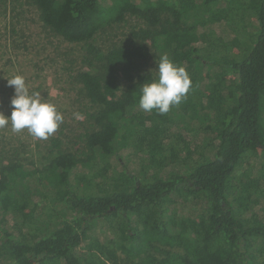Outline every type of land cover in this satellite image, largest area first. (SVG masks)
<instances>
[{
    "label": "trees",
    "instance_id": "trees-1",
    "mask_svg": "<svg viewBox=\"0 0 264 264\" xmlns=\"http://www.w3.org/2000/svg\"><path fill=\"white\" fill-rule=\"evenodd\" d=\"M25 1L38 10L51 33L79 46L81 54L70 62L79 64L69 78L84 120L81 131L65 134L59 126L48 137L40 167L4 143L0 264H264V190H253L248 200L255 197L256 204L242 211L236 197L244 186L228 185L233 177L240 182L244 165V172H251L253 151L261 150L264 157V0L246 8L239 7V0ZM212 10L224 13L225 24L233 29L255 16V41L241 56L225 55L227 60L221 61V54L234 48L218 40L204 48L181 43L184 34L195 37ZM132 15L144 25L131 28L126 42L107 47L97 43V35ZM164 54L190 76L192 86L181 102L188 106H172L165 114L146 112L139 107L140 89L157 76L143 63L153 57L157 67ZM214 66L220 71L214 72ZM222 71L232 80L220 76ZM120 80L126 85L122 91ZM232 87L237 89L230 94ZM213 94L217 101L209 106ZM147 121L155 129L169 121L186 134L191 126L197 135L211 136L209 147L196 152V159L191 156L192 164L181 163L177 155L157 176L150 168L130 171L122 164L124 153L127 160L137 158L130 149L134 152L141 144V152L150 153L143 135ZM161 137L163 146L167 136ZM113 163L122 168L125 180L111 193L79 190L76 172L110 170ZM48 192L61 194L60 205L69 217L54 214L45 231H35L28 240L16 214L32 204L41 208ZM188 203L202 209L207 227L202 233L184 228L181 220L173 225L166 219L171 207ZM113 216L120 219L124 257L91 236L99 221Z\"/></svg>",
    "mask_w": 264,
    "mask_h": 264
},
{
    "label": "rangeland",
    "instance_id": "rangeland-1",
    "mask_svg": "<svg viewBox=\"0 0 264 264\" xmlns=\"http://www.w3.org/2000/svg\"><path fill=\"white\" fill-rule=\"evenodd\" d=\"M257 2L258 0H239L238 3L240 8H246V6H253ZM250 13H252L251 10ZM206 16V19L202 20L203 22L196 29L195 37L184 34L181 37L182 44H192L195 47L204 48L218 40L220 44L223 43L227 47L233 46V52L227 51L221 54V61H225L227 60L225 55L228 59L230 56H241L255 41L258 25L255 16L248 17L244 26L238 25L234 29L225 24V14L222 12L212 10ZM143 25L144 22L139 18L133 15L127 16L124 22L115 24L97 35V43L102 47H107L110 44L126 42L127 33L131 28ZM79 51V46L68 44L44 27L38 10L29 5L27 1L0 0V113L5 116L11 115L10 101L14 95V88L8 85L7 79L19 74L25 78L30 92L40 93L42 100L54 104L63 115V123L60 127H65V134H68L69 129L74 132L81 131L80 122L84 119L77 111L78 105L82 102L80 98L76 99V91L71 87L69 78V75L73 74L79 64L71 65L70 62L72 58H78L81 54ZM143 68L157 76L153 57L143 63ZM218 70V67L214 66L213 71L218 72ZM223 75L232 80V76L226 71H222L220 76ZM119 85L120 90H124L125 82L120 80ZM236 89V87H232L228 91L231 94ZM216 101L217 96L213 94L209 100V106L211 103L214 105ZM186 106H188L187 103H181L178 108ZM144 118L147 117L144 116ZM148 123L149 121L145 123L143 135L146 140H149L147 147L150 153L141 152L144 146L141 144L137 145L134 152L133 149H130L137 158L131 157L130 160H127L125 153L122 156V160H124L122 164H125L123 166H126L130 171L137 172L150 168L152 173L154 171L157 176L158 170L165 166L169 160H177V155L181 163L192 164L191 156L196 159V152H205L209 147L211 136L197 135L191 126L189 127L191 132L186 134L183 130H177V127L169 121L162 124V129H155ZM161 135L167 136L166 139H163V146L160 144L162 142ZM66 140L64 137V142ZM4 143H6L7 150L15 149L27 158V162H34L37 167L45 162V147L48 145V138L46 140L34 138L27 132V129L14 132L11 129V122H9L7 127L0 129V150L5 148ZM253 153V157L248 160L250 164L247 169L251 172L246 174L244 172L246 165H244L243 168H240L238 177L240 182L237 183L234 177L228 181V185L242 184L244 186L240 195L236 197L237 201L240 200L239 204L244 206L242 211L246 210L251 203L256 204L255 197L248 200L253 190H264V157L261 150L253 151ZM96 170L94 172L83 168L75 173L74 181L79 186V190L107 195L125 180V175L121 172L122 168L117 163H113L111 172L108 168L107 170ZM260 172H263L261 180L258 177ZM60 197L59 193L56 195V193L48 192L46 202L41 204V208H38L37 204H32L29 208L20 207L21 212L16 214L15 222L17 226L20 225L19 228H22L28 240L35 231L39 233L45 231L44 228L50 224L54 214H59L61 218L69 217L66 210L60 205ZM174 201L175 199H172L171 204ZM171 204L170 206H172ZM259 207L258 204L257 209ZM201 211V207L192 208V205L188 203L185 207L178 206L176 209L171 207L166 219L173 225L181 220L184 228L202 233L207 227L201 220ZM253 220H256V217ZM119 223L120 219L116 216L110 220L99 221L91 232V236L97 238L105 247L111 250L116 249L115 253L124 257L126 252L121 242L122 233L119 231ZM103 250L106 251L105 248Z\"/></svg>",
    "mask_w": 264,
    "mask_h": 264
},
{
    "label": "clouds",
    "instance_id": "clouds-1",
    "mask_svg": "<svg viewBox=\"0 0 264 264\" xmlns=\"http://www.w3.org/2000/svg\"><path fill=\"white\" fill-rule=\"evenodd\" d=\"M156 65L157 77L142 84L138 103L146 112L156 110L165 114L186 98L192 82L185 68L174 64L166 54L160 56ZM7 83L14 88L12 111L10 116L0 113V129L11 122L14 132L27 129L31 136L41 140L53 135L63 123V115L56 106L42 100L40 93L30 92L22 75H14Z\"/></svg>",
    "mask_w": 264,
    "mask_h": 264
}]
</instances>
